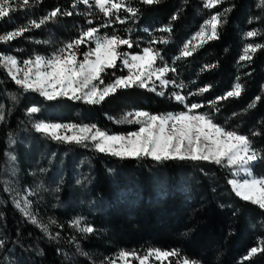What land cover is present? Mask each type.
<instances>
[{"label":"trees","instance_id":"1","mask_svg":"<svg viewBox=\"0 0 264 264\" xmlns=\"http://www.w3.org/2000/svg\"><path fill=\"white\" fill-rule=\"evenodd\" d=\"M72 3L74 0H41L36 14L44 15L56 8L73 13ZM257 3L258 0L233 1L224 19L226 22L218 30L219 38L200 46L186 58L180 57V48L203 22L204 18L196 20L194 16L196 10L203 8L202 0L139 3L138 15L132 17L130 23L119 25L122 28L119 33L123 36L112 33L121 38L130 35L134 39H144L153 31L170 26L171 33L165 32L158 39L168 42H158L155 50L165 63L176 69L168 79L183 85L181 94L186 97L185 105L174 99L173 92L165 91L160 96L138 87L118 90L98 105L65 98L47 101L36 92H25L7 75L5 68L0 69V106H3L0 113L4 115L0 122V193L4 191L1 172L10 139L25 132L41 138L44 135L38 134L33 127L40 121L95 124L109 134H126L134 127L115 121L128 111L144 110L157 115L179 113L187 111L186 105L195 103L203 105L198 113H207L218 125L249 136L253 147L264 156V48L250 61L240 59L246 45H264V13L256 7ZM19 19L17 13L6 17L0 22L1 34L18 28ZM57 19L65 33L66 30L80 31L86 26L74 14L58 15ZM254 30L262 34L247 38L246 33ZM46 50V45L38 44L32 53L43 55ZM129 51L139 52L137 49ZM117 65L116 69L108 70L105 83L126 74ZM236 83L243 86L242 95L219 101L213 107V102ZM204 87H209V91L200 93ZM258 96L261 99L256 101ZM12 97H17L19 104L14 103ZM252 103L255 107L249 108ZM33 106L41 111L29 116L27 110ZM254 132L260 135H252ZM43 144V150L56 153L78 148L53 142ZM83 152L87 154L92 175L87 186L88 200L85 199L82 206L64 207L63 203L71 197L64 190L57 195L58 204L53 215L63 221L66 228H69L70 219L83 217L95 231L73 233L74 243L62 250L12 204H1L0 241L3 247H0V264H87L77 254L78 249L110 256L121 250L141 248L180 253L166 264H175L183 258L202 264H264V253L250 260L243 259L252 247L264 246V210L235 195L228 183L232 179L230 169L208 162L156 163L147 158L120 159L93 148ZM18 154L22 170L35 167L23 153ZM74 155H68L71 163ZM253 171L255 176L264 177V159L256 161ZM71 189V194H80L78 187L72 185Z\"/></svg>","mask_w":264,"mask_h":264},{"label":"snow or ice","instance_id":"2","mask_svg":"<svg viewBox=\"0 0 264 264\" xmlns=\"http://www.w3.org/2000/svg\"><path fill=\"white\" fill-rule=\"evenodd\" d=\"M41 0H0V20L9 17L17 8H28ZM141 4H159L161 0H139ZM225 0H204V7L208 9L216 8ZM79 4L95 6L106 17L116 16L118 22L125 23L124 19L117 16L121 11L136 17L139 9L131 6V0H74L71 7L77 8ZM257 8L264 13V0H258ZM226 8L223 13H216L210 16L201 26L200 31L195 34L192 40L188 41L181 50L180 57L186 58L193 55L198 47L211 40L219 38L218 29L222 23V17L230 12ZM71 11L61 12L56 8L46 17L38 22L32 20L26 26H22L14 31L0 35V43H8L17 37H21L32 28L39 29L50 20H54L58 15L71 16ZM173 20L176 16L172 17ZM92 23L91 20L88 21ZM108 25H104L107 27ZM162 32L171 33L170 26L159 29ZM100 29L90 27L82 30L77 38L66 43L64 47L58 49L50 57L36 55L34 58L26 59L22 62L23 67L16 57L0 54V67L7 70L8 75L25 92H36L47 101H55L65 98L71 101H82L90 105L103 103L108 97L115 95L118 90L131 89L134 87L147 89L163 96L169 84L182 88L183 85H176L174 80L165 79L169 72H175L174 67H169L163 62L157 50L153 48L143 49V54H130L120 51L122 46L133 47V41L129 38H121L119 35H99ZM262 33L258 30L248 31L247 38H254ZM196 41V43H193ZM157 41H152L156 43ZM160 43H167L165 39ZM95 44L94 48H89L83 52L82 59L81 45ZM264 48L261 44H248L243 49L240 57L243 61H250L253 55ZM120 61L123 68L128 70L127 75L115 76V78L105 83L104 77L108 75V70L118 67ZM161 64L157 66V61ZM214 67V65L212 66ZM159 82V85L156 82ZM157 87L161 91H157ZM209 91V87L199 90L200 93ZM243 86L236 83L225 95L218 97L212 106L219 101L229 98H238L242 95ZM174 99L183 103L186 97L179 93H172ZM14 100L15 97H12ZM259 101L261 98H255ZM187 111L179 113H169L164 115H154L144 110H131L123 114L116 120V123H128L139 125L138 130L128 132L126 135L109 134L101 130L95 124H74V123H50L37 122L34 124L35 130L42 135L64 143H75L84 147L91 145L97 152L105 153L120 159H151L156 163L167 161H190L208 162L220 167L232 170L234 176L243 172L245 178L242 180L231 179L228 183L232 191L241 200L250 202L264 210V177L254 175L253 162L264 159V156L253 147V142L247 135L240 134L234 130H228L213 121L207 114L198 113V109L203 107L200 104L186 105ZM249 108H254L255 103L249 104ZM218 110V109H217ZM29 116L41 111L39 107L33 106L28 110ZM112 119V117H110ZM4 120V115L0 113V122ZM69 133H71L69 135ZM252 135H260L258 132ZM14 159V157H12ZM25 207L21 209L26 216L31 218L33 224L41 227L47 233V228L38 224L35 217L27 210L29 203L25 200ZM16 207L20 208L17 202ZM82 220L73 222V227L87 234L95 230L91 226L81 227ZM264 244V242H262ZM3 247V241H0ZM81 254L87 256V253ZM258 253H264V246L252 247L244 256V260H250ZM176 250L164 251L161 249H149L142 257L135 252L121 251L115 260H109L108 264H128L129 259L138 261V264H150L151 258L157 261L168 260L179 257ZM175 264H202L201 261L183 258Z\"/></svg>","mask_w":264,"mask_h":264},{"label":"rangeland","instance_id":"3","mask_svg":"<svg viewBox=\"0 0 264 264\" xmlns=\"http://www.w3.org/2000/svg\"><path fill=\"white\" fill-rule=\"evenodd\" d=\"M233 1L235 0H225L224 3H221L216 8L208 9L204 7V0H202L203 8L199 11L198 10L195 11L194 14L195 19L197 20L199 18L200 19L204 18L205 20L203 19V22L201 24L202 26L204 25L205 21L210 18L211 15L216 14L218 12L223 13L226 8L231 9ZM139 3H140L139 0H131L132 7L137 8V5ZM38 4L39 3H36L28 8L20 7L17 8L15 12L10 13V15L16 13L19 14L20 19L17 21L18 28L28 25V23L32 20H36L38 22L41 18H44L49 14V13H46L44 15L40 13L36 14L38 9ZM64 11H66V9H63L61 12ZM73 14L77 17H80V19L83 20L84 23L86 24V26L82 30H86L90 27H97L100 29L99 35L101 36L103 35L111 36L112 33H119V30L122 29L119 26L120 24H128L132 21V17H130L128 13L121 11L120 13L117 14V16H119L120 19H124L126 22L120 23L118 22L116 16L106 17L94 5L89 7L83 4H79L77 8L74 9ZM227 14L222 17L223 21L227 16ZM59 16H63V15H59ZM4 19L0 20V22L4 21ZM11 20L8 21L10 22ZM89 20L92 21L91 24L88 23ZM58 21L59 20L56 17L54 20H50L46 24L42 25L39 29L32 28L30 31L25 32L24 35L21 37H17L16 39L8 43H0L1 45L0 49L5 51V52L0 51V54L11 55L16 57L17 60L21 62L20 66L23 67L22 62L24 60L34 58L36 55H40V54H34L32 53V51L35 45L41 44V45H46L47 50H46V54L40 56L50 57L58 49L64 47L66 43L77 38L80 32L82 31V30L79 31L74 29L70 31L66 30V33L62 32L63 30L62 26H60ZM104 25H108V26L104 27ZM201 26L196 32L192 33L190 37L182 44L180 48V53L184 45L187 44L188 41L192 40L195 34L200 31ZM163 33L165 32H162L160 30L153 31L149 35V37H146L144 39H134L133 36L128 35L129 39L133 41V47L128 48L125 45L121 47V51L128 52L130 54H143V49L145 48L151 47L155 50L156 48L155 45L159 42L158 39L160 37H163ZM119 34L121 37L123 36L122 33ZM0 35H2L1 32ZM154 40L157 42L152 43V41ZM193 43H196V41H193ZM92 45L94 48L95 47L94 43L88 45H81L80 47L81 55L78 58L82 59L83 58L82 51H86L87 49L92 48ZM130 49H137L139 52L132 53L129 51ZM117 64H119V66L126 71L125 75H127L128 70L126 68H123L119 60L117 61ZM160 64L161 61L158 60L157 66H159ZM169 67L172 66L169 65ZM0 69H2V67H0ZM170 73H174V72H169L165 77V79H168V75ZM175 83L176 85H179L178 82L175 81ZM156 84L159 85V82L157 81ZM157 91H161V89L157 87ZM163 91L164 92L169 91L173 93L175 92L182 95L181 88L175 87L172 84H169L165 89H163ZM17 100H18L17 97H15V99L12 101L17 104L18 103ZM181 104L185 105V101ZM2 109L3 106H0V111H2ZM50 123H59V122H50ZM131 125L132 127H134L133 131L138 130L139 125L136 124H131ZM70 134L71 133H69V135ZM126 134H118V135H126ZM44 142L47 143L53 142L56 144H60L61 146L75 145L82 150H79L78 148L75 147L73 148L74 150H60L59 151L60 153L46 151L42 149L44 146L43 144ZM89 148H93V147L91 145H89L88 147H84L81 145H77L75 143L69 144L64 142H57L46 136H42L41 138L37 136H28L26 132L13 135V137L10 139L9 142V148L1 172V183H3L4 191L3 193H0V206L1 204L2 206L5 204L6 205L12 204L23 216L26 217L27 220L31 222V218L26 216L24 212L21 210L25 207L24 202L25 200H27L29 203V207L27 210L32 214L33 217L36 218L38 224L43 225L47 228V233L44 231L43 232L47 235V237L50 240H52L57 245H60L59 247L62 250L66 249V247H69L72 243H74L73 233H78V234L83 233L79 231L76 227L72 226L73 222L77 219H80L82 220L81 227H85L88 225L83 217H75L68 221L67 224L69 228H66L63 224V221H61L60 219H58L53 215L54 214L53 209L58 204L57 195L63 193L64 190L67 191V195H71V197L66 202L63 203L64 207L65 205L75 206V207L82 206L84 203H86L84 202L85 199L88 200L87 186L89 184L92 175L90 173V168H89L90 164L86 159L87 154L83 152V150ZM18 153H23V156L26 159L28 158L30 164L35 167L25 168L24 170H22L21 164L19 162L20 160ZM71 154H75L73 156L72 163L71 160H68L69 159L68 155ZM12 157H14V159H12ZM255 163L256 161L253 162V166ZM230 172L232 179H237L242 182V180L245 178L243 172H240L236 176L232 174V170ZM72 185L78 187V192L82 195L74 194V193H72L73 194L72 195L70 193L71 191H73L71 189ZM63 196L66 197L64 194ZM17 202L20 204V208L16 207ZM50 203H56V204L51 206ZM34 225L37 226V224ZM38 228L42 231L41 227ZM148 250L149 249L141 248L137 250H127V251L121 250V251H126L130 253L135 252L136 254L142 257L143 255H145V253ZM121 251H118L110 256L96 252L94 253L86 252L87 256L81 254V252L79 253V251L77 252V254L81 255L83 259H85L87 264H108L109 260L117 259ZM173 258H169L168 260H163V261H157L153 257L150 260V264H166L172 262ZM117 264H122V262L117 261ZM128 264H138V261L132 260L130 258Z\"/></svg>","mask_w":264,"mask_h":264}]
</instances>
